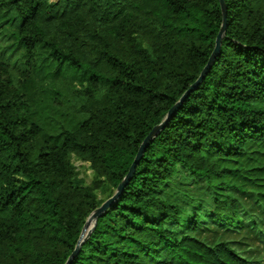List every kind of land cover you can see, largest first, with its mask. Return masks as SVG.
Listing matches in <instances>:
<instances>
[{"label": "trees", "instance_id": "1", "mask_svg": "<svg viewBox=\"0 0 264 264\" xmlns=\"http://www.w3.org/2000/svg\"><path fill=\"white\" fill-rule=\"evenodd\" d=\"M224 1L213 67L70 264H252L197 235L244 226L237 193L264 213V0ZM222 25L221 0H0V264H67ZM183 173L209 201L163 196Z\"/></svg>", "mask_w": 264, "mask_h": 264}, {"label": "rangeland", "instance_id": "2", "mask_svg": "<svg viewBox=\"0 0 264 264\" xmlns=\"http://www.w3.org/2000/svg\"><path fill=\"white\" fill-rule=\"evenodd\" d=\"M73 163L86 184H92L93 171L88 162H84L73 156ZM174 188L167 190L163 196L173 202L182 203L183 192L193 195L196 199L209 201L206 196V184L199 178H192L183 173L176 182ZM241 201L245 213H243L244 226L242 228L228 229L219 227L216 223L209 221L201 225L197 235L212 244L220 241H228L241 252L252 264H264V213L256 200L249 195L236 194ZM99 197L105 201L107 198L99 193Z\"/></svg>", "mask_w": 264, "mask_h": 264}, {"label": "water", "instance_id": "3", "mask_svg": "<svg viewBox=\"0 0 264 264\" xmlns=\"http://www.w3.org/2000/svg\"><path fill=\"white\" fill-rule=\"evenodd\" d=\"M221 5H222V9H223V25L220 29V32L218 34L217 40H216V46L215 49L212 53V55L209 58V61L207 63V65L205 66V68L203 69L200 77L198 78V80L192 85V87L183 95V97L173 106V108L169 111L167 117L158 125H156L151 132L148 134V136L145 138V140L143 141V143L141 144L139 151L129 169V172L127 173V175L125 176V178L120 182V184L118 185L116 192L114 193V195L112 197H110L109 199H107L105 202H103V204L98 207L88 218L82 234L79 238L77 247L75 249V251L73 252V254L71 255V257L69 258L67 264H70V262L72 261V259L75 257V255L79 252L82 244L84 243V241L86 239H88V237L91 235L92 231L94 230L95 226L97 225L98 219L100 216H102L105 211L111 206V204L121 195V193L124 191L125 187L127 186V184L130 182V180L132 179L136 168L138 166V164L140 163L141 159L143 158L147 147L149 146V144L151 142H153V140L160 134V132L167 126V124L170 122V120L173 119V117L175 116L178 108L181 106V104L183 103V101L186 99V97L189 95V93L191 91H193L194 89H196L201 82L204 80V78L208 75L209 71L211 70V68L213 67L216 58L219 56V54L221 53V47H222V41H223V37L224 34L226 32V28H227V7L225 4L224 0H221Z\"/></svg>", "mask_w": 264, "mask_h": 264}]
</instances>
